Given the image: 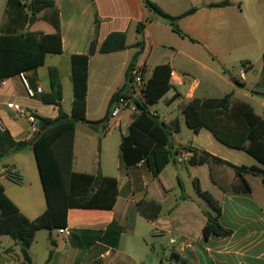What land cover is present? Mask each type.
Here are the masks:
<instances>
[{"label":"crops","instance_id":"obj_1","mask_svg":"<svg viewBox=\"0 0 264 264\" xmlns=\"http://www.w3.org/2000/svg\"><path fill=\"white\" fill-rule=\"evenodd\" d=\"M6 1L0 0V34L9 28L8 22L12 17L6 11ZM52 1L57 9L55 21L52 20V10L46 9L37 15L32 25L23 30L19 27L17 30L14 25L11 27L38 46L41 63L20 73L24 74L32 89L40 87L41 93L29 98L20 73L11 74L0 83V118L5 127L0 132V166H14L21 176L19 185H23L24 181L30 183L27 170L31 166L22 163L18 156L23 152L33 154V150L28 147L15 152L13 144L32 140L36 132L31 129L26 118L18 116L7 104H18L40 117H57L58 107L40 98L41 94L46 95L50 91L48 68L55 67L58 71L62 106L64 81H69L72 87L71 56L88 54L91 41H95L98 48L112 32L125 34L126 48L117 52H95L89 55L86 79L88 120L98 121L103 118L108 111L111 96L124 85L128 66L137 53L135 66L143 69L146 79L150 77L153 68L160 64H167L170 72H174L169 82L175 93L166 103L171 109L178 99V108L171 109L177 110L178 115L169 113L158 119L159 110L155 108L157 104L149 107V111L159 121L171 130L177 129L176 132L172 131V144L178 148L189 146L205 151L236 166L256 167L264 171V165L242 149L244 144L220 141L207 128L193 133L186 126L181 113L182 107L193 98H221L229 94L232 103H245L255 114L264 118V0H150L172 16L195 9L177 21L180 31L186 37L179 36L168 23L150 12L142 0ZM223 1L229 4L210 6ZM139 23H144L141 35L143 44L136 48L133 45L140 38L137 32ZM48 55L60 56L63 63L47 62ZM235 66L238 78H233L239 83L231 80L228 70ZM128 97L135 102L143 99L133 93L132 86ZM63 111L69 115L71 107L69 111ZM97 114L99 116L91 117ZM136 114L129 109L122 111L120 125L115 128L121 131L124 129L125 132L120 135L115 155L107 156L109 154L103 151V145L100 144V155L105 152V161L93 160L94 150L89 146L92 138L89 132L94 130L86 124L89 131L81 142L74 130L72 171L87 174L100 172L103 176L115 178L116 200L111 209L68 208L67 232L61 234L58 229L47 230L43 235L46 246L41 257L37 256L36 251L32 252V242L28 248L31 263L130 264L132 256L126 251V244L122 246V237L126 233L142 240L149 237L147 232H138L140 228L137 224H140L138 220L141 215L136 210V203L142 199H152L162 205L164 213L154 221L143 218L151 228L150 235L154 241L163 239L170 247L169 262L264 264V183L261 176L245 174L244 179L250 191H235L234 187L239 185V180L230 167L211 162L191 165L188 160L192 153L184 149L178 150L156 177L152 176L145 161L126 167L120 155V141ZM237 125L244 128L242 122ZM104 129L105 123L97 131L100 130L102 135L111 132H105ZM194 180L198 181L202 191L208 192L219 203L221 211L217 220L229 234L202 235L207 221L204 211L212 215L214 212L196 193ZM6 182L14 184L0 181L4 193L26 218L33 219L45 210L46 205L33 203L25 197L29 193L28 189L8 194L4 184ZM176 202L177 206L166 214L165 211ZM6 236L0 235V264L22 262L21 246L9 236L8 241ZM51 239L55 241L54 247L50 244ZM170 239H174L175 243L170 244ZM186 242L190 243V247L185 245ZM165 244L163 248L167 247ZM51 249L53 253L49 257ZM172 253L175 257H171Z\"/></svg>","mask_w":264,"mask_h":264},{"label":"trees","instance_id":"obj_2","mask_svg":"<svg viewBox=\"0 0 264 264\" xmlns=\"http://www.w3.org/2000/svg\"><path fill=\"white\" fill-rule=\"evenodd\" d=\"M142 2L150 12L168 23L175 33L181 37H186L180 31L177 21L193 12L194 8L178 16H172L150 0H142ZM227 4H229L228 1H223L210 6L216 7ZM46 9L52 10L54 14L52 20L55 21L57 9L52 0L6 1V11L12 17L8 22L9 28L0 34V83L3 78L11 74H19L41 63L42 57L38 46L33 40L26 38L22 32H17V30L18 27L23 30L32 25L37 15ZM20 22L21 24H19ZM13 25L17 30L11 29ZM143 29L144 23H139L137 32L140 38L133 45L136 48L142 47ZM125 48V34L112 32L98 48H96L95 41H91L88 54L71 56L72 103L69 115L63 111L61 106L62 87L58 78V71L55 67L48 68L50 91L46 95L41 94L40 98L43 102L54 103L58 107V115L55 118H47L34 114L33 116L38 123V130L34 138L30 141L13 144L15 152L28 147L33 150L44 195L45 210L33 219L26 218L6 196L3 187L0 185V235H8L21 246L23 260L18 264H32L28 248L34 241L36 232L66 227L68 208L111 209L114 206L117 196L116 179L103 176L100 172L87 174L72 171V144L77 123H85L93 130H98L99 127L104 126L110 116L113 103L120 97L128 96L131 87V71L136 67L137 53L134 54L128 66L124 85L111 96L108 111L102 119L90 121L86 118V79L89 55L95 52H117ZM140 71L143 74V69ZM169 74L170 68L167 64L155 66L147 79L143 99L135 102L139 112L134 116L128 126L127 133L121 137L120 141V155L124 165L130 167L140 161H145L152 176L156 177L173 158L174 154L178 153V150L184 149L192 153L188 160L191 165L211 162L230 167L239 180V185L234 187L235 191L243 193L250 191L244 179V175L247 173L260 175L262 183H264V171L261 169L236 166L205 151L189 146L178 148L172 144V131L176 132L177 129L171 130L149 111V107L172 88L169 82ZM233 81L239 83L235 78ZM181 113L186 126L193 133H197L202 128H207L220 141L234 144L242 143L244 144L242 149L257 162L264 165V118L255 114L249 105L242 102L232 103L229 94L221 98H193L182 107ZM238 122H242L244 128H239ZM194 187L198 196L204 199L214 212L212 215L204 211L207 221L202 229V235L208 237L210 235L224 236L229 234V231L223 229L217 220L221 211L219 203L208 192L201 190L197 180H194ZM177 204L178 202L165 213L169 214ZM136 210L149 221H154L164 213L162 205L152 199L138 201ZM50 244L54 247L55 241L51 239ZM52 253L53 249L50 250L49 257ZM171 257H175V255L172 253Z\"/></svg>","mask_w":264,"mask_h":264},{"label":"rangeland","instance_id":"obj_3","mask_svg":"<svg viewBox=\"0 0 264 264\" xmlns=\"http://www.w3.org/2000/svg\"><path fill=\"white\" fill-rule=\"evenodd\" d=\"M25 9V8H24ZM6 20V17L4 18V21ZM47 62L54 63V64H62L63 60L60 58V56L57 55H48ZM230 71V75L232 77L238 78L236 75L237 72V66L231 67L228 69ZM175 91L173 88H171L164 96H162L155 104V108L159 110L158 112V119H162L163 116H168L169 113L172 115H178L177 110H171L173 107L168 108V104L166 103L167 99L172 97L174 95ZM63 98L64 101L62 103L63 109L66 111L70 110L71 107V101H72V87L71 83L69 81H64V89H63ZM260 100V98H259ZM177 104L175 105L174 109L178 108V99L175 100ZM260 110V109H259ZM157 112V111H156ZM91 116V115H90ZM97 115H92L91 117H96ZM187 129V128H186ZM89 131L88 127L84 123H77L75 133L77 138L80 140V142L85 138V133ZM106 135H102L100 130H94L90 131L91 133V141L89 143L90 149L94 150L93 154V160L97 161L99 159H102V161H105V152L100 155V144L103 145V151H107L109 155H115L117 151V144L120 140L121 133H124L125 130L122 131L118 128H114L110 130ZM27 152L21 153L18 157L20 161L24 164H28L31 166V169L29 168L27 170L30 183H26L24 181L23 185H15V184H6V192L8 194L12 193H20L23 192L25 189H28L29 193L25 196L33 203H40L41 205H45L44 195L41 188L39 175L37 171L36 162L34 159V155L32 153L26 154ZM78 156V154L76 155ZM139 217V216H138ZM138 222L140 224H137V227L140 228L138 232L140 233H148V238L145 240L139 239L138 236L133 237L131 234L126 233L122 237V246L126 244V251L132 256V262L130 264H173L172 262H169L168 256L170 253V247L165 244L163 239L159 242L154 241L151 234V228L148 226V222L143 218L139 217ZM47 233V230H40L36 233L35 239L33 241L32 246V252L36 251L38 257H41L44 248L46 246V241L43 239V235ZM9 241V237L6 236V238ZM167 246L163 248L164 245ZM43 260V259H42ZM160 260H162V263H160Z\"/></svg>","mask_w":264,"mask_h":264},{"label":"built area","instance_id":"obj_4","mask_svg":"<svg viewBox=\"0 0 264 264\" xmlns=\"http://www.w3.org/2000/svg\"><path fill=\"white\" fill-rule=\"evenodd\" d=\"M20 78L24 84L26 94L29 98H32L37 93H41V88L36 87L35 89H32L26 82L24 74L20 73ZM174 77V72H170L169 78ZM147 79L144 77V75L141 73L140 69L138 67H135L131 71V86L133 93L137 94L139 98H143L144 96V88L146 85ZM7 107L13 110L18 116L24 117L28 120L31 129H33L34 132H37L38 130V123L36 118L33 116L32 113L24 110L21 106L15 103H8ZM129 109L132 112L138 113L139 109L135 103V101H132L130 97H120L118 98L111 107V112L108 120L105 122V132H109L113 128L120 125V115L123 110ZM5 130L4 124L2 122V119L0 118V132H3ZM0 181H9L11 183H14L16 185H19L21 183V176L18 173L17 169L9 164H4L0 166ZM58 232L61 234H64L67 232L66 228L58 229ZM170 244H174L175 240L170 239ZM185 245L187 247H190V243L186 242Z\"/></svg>","mask_w":264,"mask_h":264},{"label":"water","instance_id":"obj_5","mask_svg":"<svg viewBox=\"0 0 264 264\" xmlns=\"http://www.w3.org/2000/svg\"><path fill=\"white\" fill-rule=\"evenodd\" d=\"M233 79H234V78L232 77L231 80L233 81ZM233 82H234V81H233Z\"/></svg>","mask_w":264,"mask_h":264}]
</instances>
